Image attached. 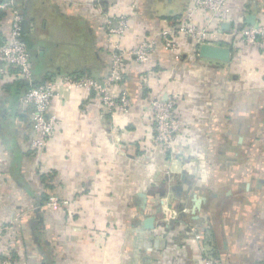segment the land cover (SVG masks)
<instances>
[{
  "label": "crops",
  "instance_id": "0c3cea01",
  "mask_svg": "<svg viewBox=\"0 0 264 264\" xmlns=\"http://www.w3.org/2000/svg\"><path fill=\"white\" fill-rule=\"evenodd\" d=\"M192 2L15 0L35 82L105 77L109 14L128 18L124 48L190 19L216 30L211 44L230 47L231 58L199 57L195 40L178 36L175 51L158 45L145 64L127 59L123 82L112 88L127 92L126 112L109 114L96 94L58 85L54 134L36 152L30 108L19 102L25 88L6 68L0 225L12 229L0 241L1 252L11 248L0 264H201L205 256L264 264V50L235 46L230 35L264 23V0H227L221 22ZM11 18L0 8V44ZM151 96L174 100L182 125L171 152L153 144ZM50 197L66 203L49 205ZM164 197L177 210L167 226L156 223L155 202ZM140 209L155 217L153 228Z\"/></svg>",
  "mask_w": 264,
  "mask_h": 264
},
{
  "label": "built area",
  "instance_id": "2783aa9c",
  "mask_svg": "<svg viewBox=\"0 0 264 264\" xmlns=\"http://www.w3.org/2000/svg\"><path fill=\"white\" fill-rule=\"evenodd\" d=\"M226 1L193 0L192 10L208 12L212 19L221 22L224 19ZM0 8L8 10L12 17L7 41L0 44V78L6 74V68H10L14 70L16 78L29 84L20 95L19 102L30 108L32 127L35 134L31 140V150L34 152L41 150L54 134L57 118L50 112V106L56 95L58 85L96 94L100 99L103 110L109 114L117 110L126 112L130 107L127 92L120 89L118 94L115 95L112 88L120 86L123 82L127 59H132L138 64H145L158 45L166 50L175 51L178 36L192 38L199 45L201 43H214L219 35L216 30L199 27L190 19H184L174 26L162 29L158 34L157 41L144 39L133 47L124 48L121 45V40L129 30L128 18L124 15L109 14L105 16L104 20L107 53L109 55V70L105 77L95 78L86 74H65L59 76L57 80H46L34 85L28 47L22 37V15L15 0H0ZM230 35L233 36L232 40L235 46L252 45L264 50V23L230 29ZM148 107L154 128L153 144L164 152H171L175 137L182 125L176 117L174 100L172 98L162 99L151 96ZM65 203V200L56 197H50L47 201L49 205ZM160 208L159 222L168 225L176 217L177 210L172 207L168 198L165 197L161 199ZM193 227L191 226L190 230H194ZM11 229L12 227L10 228L7 225H0V241L4 240ZM195 238L199 239L200 235L195 233ZM10 249V246H7L3 252L0 250V257L4 255L9 259ZM217 263L218 259L209 256H205L201 260V264Z\"/></svg>",
  "mask_w": 264,
  "mask_h": 264
},
{
  "label": "water",
  "instance_id": "95a60500",
  "mask_svg": "<svg viewBox=\"0 0 264 264\" xmlns=\"http://www.w3.org/2000/svg\"><path fill=\"white\" fill-rule=\"evenodd\" d=\"M250 21L251 20L249 19L248 22H250ZM223 27L224 28L229 27L228 23H224ZM197 54L199 57H202V58H208V59H212V60L229 62L230 58H231V49L228 46H221L218 44H211V43H201L198 45ZM142 196H144V195H142ZM155 203H156V205H155L156 211L158 213H160V211H161V208H160L161 200H158ZM141 207L143 208V205H141ZM139 211L145 217V220L143 222L144 227L148 228V229L153 228L154 222H156L155 217L150 216L147 212H144L142 209H140ZM191 212L194 213L193 208L191 209ZM156 223L162 224V225L164 224L162 222H156ZM165 226H167V224Z\"/></svg>",
  "mask_w": 264,
  "mask_h": 264
},
{
  "label": "trees",
  "instance_id": "16d2710c",
  "mask_svg": "<svg viewBox=\"0 0 264 264\" xmlns=\"http://www.w3.org/2000/svg\"><path fill=\"white\" fill-rule=\"evenodd\" d=\"M196 49H197V46L195 47ZM78 74H80V73H78ZM39 82H33V84L34 85H36V84H38ZM21 84H22V86L26 89L28 86H29V84L26 82V81H22L21 80Z\"/></svg>",
  "mask_w": 264,
  "mask_h": 264
}]
</instances>
